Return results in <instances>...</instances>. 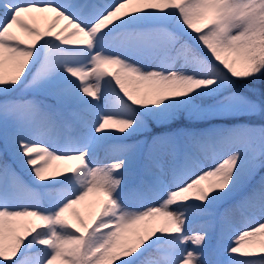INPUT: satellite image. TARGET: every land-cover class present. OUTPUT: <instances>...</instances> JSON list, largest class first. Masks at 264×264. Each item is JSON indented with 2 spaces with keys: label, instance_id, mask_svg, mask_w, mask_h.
Here are the masks:
<instances>
[{
  "label": "snow or ice",
  "instance_id": "obj_1",
  "mask_svg": "<svg viewBox=\"0 0 264 264\" xmlns=\"http://www.w3.org/2000/svg\"><path fill=\"white\" fill-rule=\"evenodd\" d=\"M260 75L264 0H0V264H264Z\"/></svg>",
  "mask_w": 264,
  "mask_h": 264
},
{
  "label": "rangeland",
  "instance_id": "obj_2",
  "mask_svg": "<svg viewBox=\"0 0 264 264\" xmlns=\"http://www.w3.org/2000/svg\"><path fill=\"white\" fill-rule=\"evenodd\" d=\"M40 15H42V14H38V16H40ZM43 15H46L48 17V19H50L51 14H43ZM45 20L46 19H41L38 22L42 24V22H44ZM60 22H58V23H60ZM56 28H59V27H56ZM250 84L251 85H247L245 83H240V82L236 81L235 89L238 92H240L241 94L249 96V97H251L257 101L264 100V81H263V79L261 78V79L253 80ZM12 95L17 96V97H24L27 99H34L36 101L45 100L44 96L35 95V94L31 93L30 91H26V90H17L15 93H12ZM46 102L49 104L55 103V101L51 100V99H47ZM103 105H104V101L101 102L100 106L103 107ZM157 131H163V129H152V128H150L145 132L138 133L137 135L122 141V143L131 145V144H135L137 142H140L142 144L144 141L150 140L151 136L154 135L155 132H157ZM0 140L2 141V143L5 146V149L0 148V165H4V164L8 165L10 168L14 169L20 175V177L23 180H25L26 182H30L31 176L27 173L26 170L21 168L20 163L15 159V157L13 155L11 143L5 142L3 134H1ZM102 151H103V149L99 151L96 158L98 160L104 161V156H101ZM4 153H8L7 163L1 162V157L3 156ZM106 162H110V161H106ZM54 165H55V163L50 162L48 165V168H53ZM62 167L67 168V163L62 162ZM261 176H264V169L259 170L254 179L259 180ZM94 200H95V196L93 194H89L84 199V201H82L80 204H78L76 206L78 211L81 213V215L85 216V218H87L88 213L93 210L92 202ZM239 215L241 216V218H243V217H246L248 215V213L246 210H241ZM199 224H200L199 220H194L189 225V227L192 229H195V226L198 227ZM215 242H216L215 237H213V243H215Z\"/></svg>",
  "mask_w": 264,
  "mask_h": 264
},
{
  "label": "bare ground",
  "instance_id": "obj_3",
  "mask_svg": "<svg viewBox=\"0 0 264 264\" xmlns=\"http://www.w3.org/2000/svg\"><path fill=\"white\" fill-rule=\"evenodd\" d=\"M48 20L49 19H46L44 22H42V24L38 22V26L43 30L46 27V24L48 23ZM62 23L63 22L61 21L60 23H58L56 25V27H60L62 25ZM55 30L56 29L54 28L53 31H55ZM17 31L19 33V30H17ZM5 71L6 72H10L11 71V68L6 66ZM58 107H60L61 108V111L65 112V113L68 111V107H65L63 105H58ZM69 107H71V108H73L75 110V106H69ZM88 118L90 119L91 117H88ZM8 143H11V142L9 141ZM101 156H105L104 150L102 151ZM62 162H66L67 163V167L71 166V164L74 163L72 161H57V160H53V161H51V163H55V165L53 166V168H47V171L49 173L56 172V171H63L65 168L62 167ZM198 227L195 226V229L198 228Z\"/></svg>",
  "mask_w": 264,
  "mask_h": 264
},
{
  "label": "trees",
  "instance_id": "obj_4",
  "mask_svg": "<svg viewBox=\"0 0 264 264\" xmlns=\"http://www.w3.org/2000/svg\"><path fill=\"white\" fill-rule=\"evenodd\" d=\"M259 78H262L264 81V75L258 76ZM256 77V78H258ZM254 78V79H256ZM254 79H243V80H238L240 83H251ZM175 126V125H174ZM1 160H6V154L4 153L3 156L1 157Z\"/></svg>",
  "mask_w": 264,
  "mask_h": 264
}]
</instances>
